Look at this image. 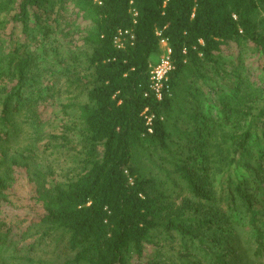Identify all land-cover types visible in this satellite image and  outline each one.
<instances>
[{
    "label": "trees",
    "instance_id": "1",
    "mask_svg": "<svg viewBox=\"0 0 264 264\" xmlns=\"http://www.w3.org/2000/svg\"><path fill=\"white\" fill-rule=\"evenodd\" d=\"M0 264H264V0H0Z\"/></svg>",
    "mask_w": 264,
    "mask_h": 264
},
{
    "label": "rangeland",
    "instance_id": "2",
    "mask_svg": "<svg viewBox=\"0 0 264 264\" xmlns=\"http://www.w3.org/2000/svg\"><path fill=\"white\" fill-rule=\"evenodd\" d=\"M236 52V46L233 44L231 45V47H228V49L226 50V54H232ZM154 59H158V56L154 57ZM249 63H251V60L249 61ZM65 98V95H64ZM64 98L62 97L60 102H64ZM59 102V103H60ZM58 102H52L50 104H48L49 106L46 108V110L43 113V118H54L56 119L54 126H52L51 128L48 129V131H52V132H56V133H63V131H65V129L62 127V124L64 125H68V126H73L74 123V113L71 112L70 115H65L62 113L61 111V105ZM58 104V105H57ZM43 107V106H42ZM75 132H69V135L71 137L76 136ZM20 137H19V141H20ZM16 141H18V138L13 140V143H15ZM61 141V140H60ZM77 141L75 140L74 143H76ZM44 143V142H43ZM42 143V144H43ZM52 152V150L47 153L45 155V157L48 159V162H51L55 172H56V176L61 177L64 173H66V171L68 169H70V167H73V165L71 164V160L73 159V156H71V151H68V147L66 149H64V153L61 154H57L55 153L54 155L50 156V153ZM72 153H75V151H73ZM50 156V157H49ZM19 178L20 183H18L17 185V193H19V198H16V200L14 201L15 203V207L14 208H10L11 210H17L20 211L22 210V206L25 207V197H26V193L29 190L28 186L26 184H24V182H26L25 179V175L24 173H20ZM22 180L24 182H22ZM21 213V211H20Z\"/></svg>",
    "mask_w": 264,
    "mask_h": 264
},
{
    "label": "built area",
    "instance_id": "3",
    "mask_svg": "<svg viewBox=\"0 0 264 264\" xmlns=\"http://www.w3.org/2000/svg\"><path fill=\"white\" fill-rule=\"evenodd\" d=\"M158 34H160V32ZM127 37L133 40L135 36L130 30H120L115 36L114 42L118 47H124V41ZM160 44L163 53L158 62L151 65L150 71V90L159 100L163 99L166 93H170V73L174 68L172 61V48L169 45L168 40L166 38H162ZM147 111L148 109L144 112V114L146 116L147 123L150 125L153 121L154 115H148ZM149 131H152V129L149 128Z\"/></svg>",
    "mask_w": 264,
    "mask_h": 264
}]
</instances>
